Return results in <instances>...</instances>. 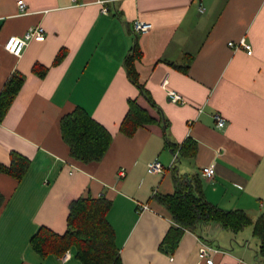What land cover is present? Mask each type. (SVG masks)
Masks as SVG:
<instances>
[{
    "label": "crops",
    "instance_id": "obj_1",
    "mask_svg": "<svg viewBox=\"0 0 264 264\" xmlns=\"http://www.w3.org/2000/svg\"><path fill=\"white\" fill-rule=\"evenodd\" d=\"M24 1L26 13L18 0H0V94L13 74L24 77L0 123V163L9 165L12 152L30 161L21 180L0 171V264H83L75 248L65 260L43 258L30 240L42 226L64 233L70 203L101 196L112 202L107 217L122 264H207L201 239L218 249L211 251L214 264H264L251 225L234 233L210 223L201 234L186 230L173 253L162 250L174 221L156 199L174 193L177 166L199 174L213 204L254 219L264 212V0ZM137 20L153 26L135 34ZM36 26L45 36L29 40L20 57L5 49L9 37ZM242 38L253 54L229 45ZM135 39L138 79L156 106L125 65ZM35 65L46 74L39 76ZM169 91L182 101L172 102ZM131 99L155 122L127 135L121 123ZM76 107L113 136L99 161L76 160L63 139L61 119ZM217 114L225 127H218ZM185 142L196 145L195 155H181ZM154 160L163 171H148ZM210 165L211 178L201 172Z\"/></svg>",
    "mask_w": 264,
    "mask_h": 264
},
{
    "label": "trees",
    "instance_id": "obj_2",
    "mask_svg": "<svg viewBox=\"0 0 264 264\" xmlns=\"http://www.w3.org/2000/svg\"><path fill=\"white\" fill-rule=\"evenodd\" d=\"M62 56L63 53H59L56 62ZM140 56L141 50L135 39L126 56L125 65L130 79L140 88L150 103L156 106L150 93L138 79L135 61ZM34 71L39 76H44L47 68L35 65ZM23 83L22 75L13 74L3 88L0 94V123ZM154 122L155 119L148 111L136 100L131 99L129 110L121 123V130L127 135H133L140 126ZM61 131L63 139L70 147L71 156L83 162L101 160L113 142V136L106 127L82 107H76L62 117ZM168 144L176 150L169 140ZM179 149L182 156H193L196 153V145L191 147L189 142H185ZM29 163V159L22 154L12 152L11 163L9 165L0 163V171L21 180ZM173 169L174 193L156 195V199L167 208L174 221L160 245L162 250L173 253L186 230L201 234L203 228L210 223H217L234 233L251 225L253 234L260 240L258 253L264 258V212L254 219L251 214L242 209H223L206 199L199 174L179 173L177 166ZM3 202L4 196L0 192V206ZM111 207L112 202L104 196L74 199L70 203L66 231L60 234L42 226L31 237L30 244L43 258L50 254L62 257L70 249L75 248L76 257L83 264H122L115 229L107 217Z\"/></svg>",
    "mask_w": 264,
    "mask_h": 264
},
{
    "label": "built area",
    "instance_id": "obj_3",
    "mask_svg": "<svg viewBox=\"0 0 264 264\" xmlns=\"http://www.w3.org/2000/svg\"><path fill=\"white\" fill-rule=\"evenodd\" d=\"M18 6L19 9L22 13H26L28 10L27 4L24 0H18ZM109 10L108 7H104L102 9V11L104 13H107ZM204 10V7H201V11ZM152 23L147 22V21H143V20H137L133 23V27L132 30L135 34H139V33H145L148 32L151 28H152ZM45 36V31L44 28L42 26H36V27H31L24 36H11L9 37V39L6 41L4 47L5 49L12 53L13 55L20 57L25 49V47L27 46L29 40L33 39V38H37V39H42ZM230 46H237V47H243L244 49H246L248 54H253V47L250 43H248L246 41L245 38L240 39L237 43L230 41L229 42ZM170 100L172 102H181L182 101V97L176 93L175 91H169L168 92ZM216 120H217V125L220 128L225 127L227 121L226 119L221 116L220 114L216 115ZM178 153L175 154L174 156V161L177 159L178 157ZM163 164L161 161L159 160H154L151 161L148 165V171L150 173H157V172H161L163 171ZM202 174L206 177H214L215 175V169L213 166H206L202 168ZM122 175H124L123 172H121ZM144 209H148L149 205L145 204L143 205ZM201 243H202V248L200 250V255L201 258L207 263V264H214V258L211 256V251H217L218 249L214 248L209 242L208 240L205 239H201ZM68 254L66 253L65 255H63L61 258L63 260L67 259Z\"/></svg>",
    "mask_w": 264,
    "mask_h": 264
},
{
    "label": "rangeland",
    "instance_id": "obj_4",
    "mask_svg": "<svg viewBox=\"0 0 264 264\" xmlns=\"http://www.w3.org/2000/svg\"><path fill=\"white\" fill-rule=\"evenodd\" d=\"M245 229V228H244ZM250 229V228H249ZM242 231V230H241ZM247 231V230H246Z\"/></svg>",
    "mask_w": 264,
    "mask_h": 264
}]
</instances>
